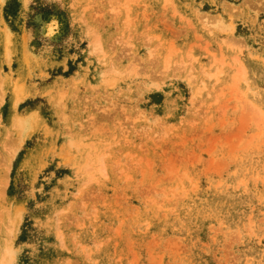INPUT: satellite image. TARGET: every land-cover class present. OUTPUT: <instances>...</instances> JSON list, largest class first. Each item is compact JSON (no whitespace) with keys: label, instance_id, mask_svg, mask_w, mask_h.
Here are the masks:
<instances>
[{"label":"rangeland","instance_id":"1","mask_svg":"<svg viewBox=\"0 0 264 264\" xmlns=\"http://www.w3.org/2000/svg\"><path fill=\"white\" fill-rule=\"evenodd\" d=\"M0 264H264V0H0Z\"/></svg>","mask_w":264,"mask_h":264}]
</instances>
